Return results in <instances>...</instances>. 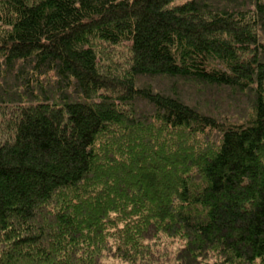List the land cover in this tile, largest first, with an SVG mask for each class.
Wrapping results in <instances>:
<instances>
[{"label": "trees", "instance_id": "obj_1", "mask_svg": "<svg viewBox=\"0 0 264 264\" xmlns=\"http://www.w3.org/2000/svg\"><path fill=\"white\" fill-rule=\"evenodd\" d=\"M0 75V264H264V0H0Z\"/></svg>", "mask_w": 264, "mask_h": 264}, {"label": "rangeland", "instance_id": "obj_2", "mask_svg": "<svg viewBox=\"0 0 264 264\" xmlns=\"http://www.w3.org/2000/svg\"><path fill=\"white\" fill-rule=\"evenodd\" d=\"M110 52V53H109ZM106 54L108 55V54H110L111 56H109L110 58L112 57V62L113 63H115V64H117V65H121L122 64V57L125 55V49L123 48V47H119V48H117V49H114V50H111V51H106ZM1 76V75H0ZM192 90H195V89H193V88H191V89H188V88H186L185 90H184V92L186 93V94H190V93H192L193 91ZM1 113H2V111H0V124H2V115H1ZM6 133L5 132H3L2 130H0V136L1 135H5ZM3 139L2 138H0V141H2ZM105 264H120L118 261H116V260H113V259H108V260H106L105 261Z\"/></svg>", "mask_w": 264, "mask_h": 264}]
</instances>
